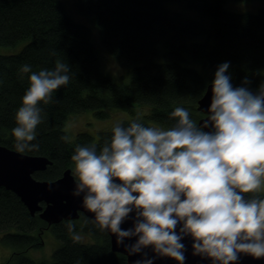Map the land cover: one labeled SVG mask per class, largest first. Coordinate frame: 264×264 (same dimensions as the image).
<instances>
[{
  "label": "trees",
  "instance_id": "obj_1",
  "mask_svg": "<svg viewBox=\"0 0 264 264\" xmlns=\"http://www.w3.org/2000/svg\"><path fill=\"white\" fill-rule=\"evenodd\" d=\"M167 1L174 0H76L75 7L98 29L106 49L121 63H136L125 84L104 69L91 27L72 18L62 0H0V45L29 37L19 52L0 53V143L16 149L12 129L30 86V73H21V67L27 64L32 72H39L61 61L70 68L69 83L53 93V102L39 105L42 122L29 142L38 147L24 151L52 160L45 170L34 173L37 178L55 179L69 166L74 171L71 157L77 145H95L99 153L110 143L113 126L100 131L95 141L87 131L70 139L64 123L73 113L92 109L105 117L104 108L109 106L134 113L137 106L147 105L141 123L153 127L148 123L152 120L171 128L176 121L170 113L183 107L200 126L198 120L204 113L196 107L198 99L225 62L233 87H264L260 72L264 7L256 12L234 11L226 8L228 0H176L198 12V18L189 19L168 9ZM245 78L250 82L247 85L242 83ZM136 118L120 122L127 126ZM258 195L264 198L263 192ZM81 216L49 226L60 245L52 251L51 261H37L27 251L41 243L40 231L47 223L38 213L32 215L15 192L0 186L1 240L16 246L0 264H128L125 254L112 250L108 232ZM68 224L74 225L75 233L90 234L94 241L74 242Z\"/></svg>",
  "mask_w": 264,
  "mask_h": 264
},
{
  "label": "clouds",
  "instance_id": "obj_2",
  "mask_svg": "<svg viewBox=\"0 0 264 264\" xmlns=\"http://www.w3.org/2000/svg\"><path fill=\"white\" fill-rule=\"evenodd\" d=\"M228 68L222 63L214 74L209 115L201 126L183 107L170 113L176 123L166 130L145 126L138 113L127 126L113 125L111 141L99 153L95 145L75 148L73 195L84 194L83 206L94 213L96 226L115 234L118 244L138 237L126 245L130 254L152 246L157 255L184 264L181 240L190 235L193 255L212 264H235L240 253L264 257V198L258 195L264 191V87L256 93L233 87ZM69 71L61 61L39 72L21 67L30 73V86L12 129L18 152L38 147L29 142L42 122L39 105L53 102V93L69 83ZM209 125L214 131L204 130ZM133 211L134 227L122 230ZM67 227L79 242L74 225Z\"/></svg>",
  "mask_w": 264,
  "mask_h": 264
},
{
  "label": "water",
  "instance_id": "obj_3",
  "mask_svg": "<svg viewBox=\"0 0 264 264\" xmlns=\"http://www.w3.org/2000/svg\"><path fill=\"white\" fill-rule=\"evenodd\" d=\"M212 82L207 85L204 94L198 99L197 108L204 113L198 120L201 126L208 118V108L211 103ZM262 87L250 88L256 93ZM205 131H214L209 125ZM52 160L46 155L18 152L17 149L0 143V186L15 192L26 205L32 215L36 213L47 223L48 226L61 222V220H75L85 215L94 220V213L83 206V193L80 196L73 195L76 188L77 178L74 177L73 169L69 166L55 179L37 178L36 171L45 170ZM118 182V181H117ZM249 197L248 193L244 194ZM135 211L129 214L121 224L122 230L134 227ZM181 225H177V233ZM110 236L111 248L114 251L126 255L128 264H136V261L152 259L153 264H179L171 257L157 255L152 246L145 247L139 253L129 252L126 247L134 244L138 237L124 238L123 243H117L115 234L107 231ZM181 243L185 245L184 264H212L211 258L193 255V240L191 236H185ZM239 259L235 264H264V257L253 258L244 253L238 254Z\"/></svg>",
  "mask_w": 264,
  "mask_h": 264
},
{
  "label": "rangeland",
  "instance_id": "obj_4",
  "mask_svg": "<svg viewBox=\"0 0 264 264\" xmlns=\"http://www.w3.org/2000/svg\"><path fill=\"white\" fill-rule=\"evenodd\" d=\"M67 11L72 18L75 20L88 25L91 27L92 32V40L95 44V48H97L99 56L102 62V66L104 69L111 74L114 79L119 83L128 84L130 81V69L136 63H121L116 59L103 45L100 33L98 29L91 25V21L87 15L80 12L77 7H75L76 0H62ZM226 8L234 10V11H251L256 12L261 7H264V0H228L225 4ZM166 7L172 11H177L182 13L184 16L190 18H198L199 14L195 9H192L187 6L184 1H167ZM201 39L200 37L197 38ZM29 37L18 40L15 44H5L0 45V53L1 54H11L19 52L25 44L28 42ZM262 73H264V63L260 69ZM104 110L108 113L105 117H100L96 114V112L92 109H88L82 112H77L71 114L64 123V129L67 131L68 137L70 139H75L77 134L81 131H87L94 135V141L97 139L100 131L108 129L115 125L117 122L121 120H131L134 117H137V114L140 113L141 116L145 114L149 110V106L147 105H139L136 107L135 112H131V110L125 109L119 106H109L104 108ZM143 117V116H142ZM142 119V118H141ZM148 123L153 127H158L162 130L168 129L166 126L159 124L155 121L148 120ZM264 193V191H262ZM51 228L44 229L42 233V239L38 246L29 248L27 254L37 260H52V251H54L59 245L60 240L56 237ZM1 231H0V263L7 260L10 256V253L16 249L15 245L5 244L4 241L1 240ZM81 236V241L84 242H93L94 238L90 234L85 232H78Z\"/></svg>",
  "mask_w": 264,
  "mask_h": 264
},
{
  "label": "flooded vegetation",
  "instance_id": "obj_5",
  "mask_svg": "<svg viewBox=\"0 0 264 264\" xmlns=\"http://www.w3.org/2000/svg\"><path fill=\"white\" fill-rule=\"evenodd\" d=\"M81 218H82V216H81L80 218H77V219L79 220V219H81ZM90 219H91V218H90ZM50 226H51V225H50ZM46 228H50V227L47 225L44 229H46ZM44 229H42L40 232L43 233V232H44V231H43ZM41 236H42V234H41ZM41 238H42V237H41Z\"/></svg>",
  "mask_w": 264,
  "mask_h": 264
}]
</instances>
